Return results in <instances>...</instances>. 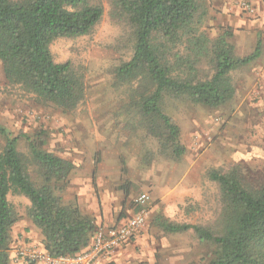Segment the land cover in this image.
Masks as SVG:
<instances>
[{"label":"trees","instance_id":"obj_1","mask_svg":"<svg viewBox=\"0 0 264 264\" xmlns=\"http://www.w3.org/2000/svg\"><path fill=\"white\" fill-rule=\"evenodd\" d=\"M111 17L130 31L133 55L114 71L119 87H127L130 108L140 125L158 139L163 155L179 161L186 154L180 127L165 113L167 97L218 109L233 101L231 73L253 64L262 55L259 39L252 54L240 57L225 31L211 39L201 29L206 0H111ZM104 14L90 0H0V62L7 82L32 94L44 105L65 113L75 111L86 97L84 78L70 62L57 63L51 45L60 38L89 35ZM206 62L212 75L201 79ZM6 145L0 150V264H10L11 233L19 216L8 197H26L27 216L41 231L43 249L53 257L88 249L96 230L92 216L58 196L70 181L75 165L44 149L41 138L26 137L30 157L18 150V137L0 126ZM37 168L40 184L29 174ZM218 184L222 210L218 232L212 228L158 222L169 234L193 230L213 247L206 264H264V183L248 182L239 166L208 174ZM107 264H115L113 262Z\"/></svg>","mask_w":264,"mask_h":264},{"label":"rangeland","instance_id":"obj_2","mask_svg":"<svg viewBox=\"0 0 264 264\" xmlns=\"http://www.w3.org/2000/svg\"><path fill=\"white\" fill-rule=\"evenodd\" d=\"M90 1L104 8L93 31L79 38H60L51 45L55 62H70L84 78L85 100L71 113L41 104L34 95L7 82L0 62V126L19 138L18 150L25 158L30 157L26 137H41L47 152L75 165L66 188L58 191L64 204L79 206L77 188L92 173L96 174L94 191L100 201L99 206L88 209L93 217L103 215L112 204L115 208L119 205L123 216L130 215L136 199L148 194L151 216L146 227L156 230V248L135 264H206L212 258L211 245L202 243L193 230L166 233L158 222L218 232L222 203L218 184L208 177L212 170L227 172L239 166L248 182L264 183L263 16L244 13L239 8L243 0H206L207 17L201 29L207 36L216 39L230 31V42L240 57L252 54L260 39L262 55L231 73L235 96L223 107L210 109L186 98H166L164 111L180 127L187 149L177 161L161 153L158 139L142 128L140 116L130 108L127 87L115 82V69L133 55L129 29L112 19L111 0ZM249 1L255 4V0ZM224 4L237 7V13L229 8L224 14ZM211 75L209 65L203 62L199 76L205 79ZM5 145V137L0 135V150ZM28 170L31 179L40 184L37 168L29 163ZM8 199L19 216L14 228L23 221L32 222L27 216L31 203L26 197L10 194ZM16 249L11 250L10 264H20ZM26 249L45 252L43 247ZM37 263L43 262L32 264Z\"/></svg>","mask_w":264,"mask_h":264},{"label":"crops","instance_id":"obj_3","mask_svg":"<svg viewBox=\"0 0 264 264\" xmlns=\"http://www.w3.org/2000/svg\"><path fill=\"white\" fill-rule=\"evenodd\" d=\"M226 2H229V0ZM255 5L258 8V15L263 16L261 21H264V4L260 0H255ZM233 13H237V7L227 6L224 4L223 13L226 14V11L229 10ZM235 13V14H236ZM94 172L96 169H93ZM96 174L92 173V177L85 182H81L80 186L77 188V198L80 209L83 213L90 215L89 208H95L97 205H100V201L95 196V189L97 188L95 179ZM94 187V188H93ZM113 200V198H112ZM75 201V200H74ZM114 201V200H113ZM107 208L103 215L95 214L92 215L95 223L96 230L101 226L104 227H114L121 225L131 219L136 213V207L133 213L130 215L123 216L122 209L119 210V205L117 204L116 208ZM115 208V209H114ZM123 208V207H122ZM129 211V210H128ZM126 211V212H128ZM94 232V235H95ZM93 235V237H94ZM13 243L12 248L14 247H39L42 248L43 237L41 232L35 227V225L30 221H23L17 228H14L12 233ZM156 230L153 228L145 227L134 237L132 241L128 244L121 247L111 260L106 262H100L99 264L115 263V264H135L140 259H144L145 256H151L154 253L156 248ZM32 264V263H31ZM44 264V263H37Z\"/></svg>","mask_w":264,"mask_h":264},{"label":"built area","instance_id":"obj_4","mask_svg":"<svg viewBox=\"0 0 264 264\" xmlns=\"http://www.w3.org/2000/svg\"><path fill=\"white\" fill-rule=\"evenodd\" d=\"M239 8L249 16L258 15L257 6L249 0L241 1ZM135 207V215L127 222L114 227H99L90 247L79 254L53 257L47 252L18 246L15 254L16 261L20 264H31L39 261L44 264H99L109 261L121 247L132 241L148 224L151 216L148 194H142L136 199Z\"/></svg>","mask_w":264,"mask_h":264}]
</instances>
